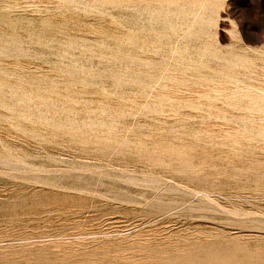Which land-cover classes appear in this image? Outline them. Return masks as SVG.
Instances as JSON below:
<instances>
[{"label":"rangeland","instance_id":"obj_1","mask_svg":"<svg viewBox=\"0 0 264 264\" xmlns=\"http://www.w3.org/2000/svg\"><path fill=\"white\" fill-rule=\"evenodd\" d=\"M0 264H264V0H0Z\"/></svg>","mask_w":264,"mask_h":264}]
</instances>
